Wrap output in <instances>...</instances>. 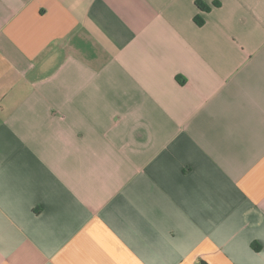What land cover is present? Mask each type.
I'll return each mask as SVG.
<instances>
[{
  "label": "crops",
  "instance_id": "obj_1",
  "mask_svg": "<svg viewBox=\"0 0 264 264\" xmlns=\"http://www.w3.org/2000/svg\"><path fill=\"white\" fill-rule=\"evenodd\" d=\"M202 1L0 0V264H264V0Z\"/></svg>",
  "mask_w": 264,
  "mask_h": 264
},
{
  "label": "trees",
  "instance_id": "obj_2",
  "mask_svg": "<svg viewBox=\"0 0 264 264\" xmlns=\"http://www.w3.org/2000/svg\"><path fill=\"white\" fill-rule=\"evenodd\" d=\"M196 5L201 11H208L212 6H218L219 2L213 1L211 4H207L202 0H196ZM193 20L197 25H201L204 21L200 14H196Z\"/></svg>",
  "mask_w": 264,
  "mask_h": 264
}]
</instances>
